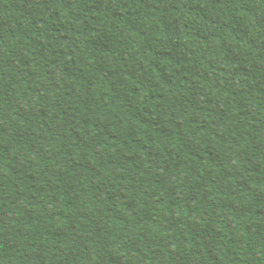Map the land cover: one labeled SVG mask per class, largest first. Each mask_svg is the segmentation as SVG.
Listing matches in <instances>:
<instances>
[{
  "label": "trees",
  "instance_id": "trees-1",
  "mask_svg": "<svg viewBox=\"0 0 264 264\" xmlns=\"http://www.w3.org/2000/svg\"><path fill=\"white\" fill-rule=\"evenodd\" d=\"M0 264H264V0H0Z\"/></svg>",
  "mask_w": 264,
  "mask_h": 264
}]
</instances>
